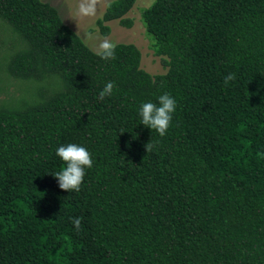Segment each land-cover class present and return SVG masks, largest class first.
Instances as JSON below:
<instances>
[{
	"label": "trees",
	"instance_id": "1",
	"mask_svg": "<svg viewBox=\"0 0 264 264\" xmlns=\"http://www.w3.org/2000/svg\"><path fill=\"white\" fill-rule=\"evenodd\" d=\"M135 2H109L101 35ZM140 20L164 73L133 44L102 60L50 3L0 0V264H264V0H154ZM165 93L160 137L139 109ZM69 143L93 159L79 192L53 176Z\"/></svg>",
	"mask_w": 264,
	"mask_h": 264
},
{
	"label": "clouds",
	"instance_id": "2",
	"mask_svg": "<svg viewBox=\"0 0 264 264\" xmlns=\"http://www.w3.org/2000/svg\"><path fill=\"white\" fill-rule=\"evenodd\" d=\"M100 2L101 0H79L77 16L80 18L95 17ZM86 39L95 42L94 53L96 56L102 60L115 59L117 45L110 39L107 37L100 38L91 32L86 34ZM235 79V74L230 73L224 77V84L227 86L230 81ZM114 87V82L109 81L99 93V99L104 100L106 96L110 97L113 94ZM176 107V99L167 93L158 97V103L145 102L139 109L141 124L151 130H155L160 137H163L170 127ZM144 147L148 153L152 151L154 145L149 141ZM56 155L66 165V167L53 174L58 181L59 188L68 193L73 191L79 192L84 181L85 170L93 166L91 153L81 145L69 143L58 147ZM72 223L77 230L80 229V218L73 219Z\"/></svg>",
	"mask_w": 264,
	"mask_h": 264
},
{
	"label": "rangeland",
	"instance_id": "3",
	"mask_svg": "<svg viewBox=\"0 0 264 264\" xmlns=\"http://www.w3.org/2000/svg\"><path fill=\"white\" fill-rule=\"evenodd\" d=\"M54 6L62 21L71 28L84 43L94 51L95 42L86 39L87 33H95L98 37H107L115 44H133L141 53V68L151 75L164 73L162 59L153 54L150 49V42L146 36L144 26L140 20L141 11L148 7L154 0H136L134 6L128 13L127 17L132 20L133 24L130 28L119 25L118 22H110L109 34L101 35L99 29L96 28L95 22L101 17L106 6L113 0H101L95 17L80 18L77 16V7L79 0H42Z\"/></svg>",
	"mask_w": 264,
	"mask_h": 264
}]
</instances>
